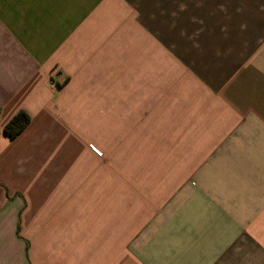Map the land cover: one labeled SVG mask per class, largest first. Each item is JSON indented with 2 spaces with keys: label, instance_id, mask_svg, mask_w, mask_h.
Wrapping results in <instances>:
<instances>
[{
  "label": "crops",
  "instance_id": "obj_1",
  "mask_svg": "<svg viewBox=\"0 0 264 264\" xmlns=\"http://www.w3.org/2000/svg\"><path fill=\"white\" fill-rule=\"evenodd\" d=\"M0 264H264V0H0Z\"/></svg>",
  "mask_w": 264,
  "mask_h": 264
},
{
  "label": "rangeland",
  "instance_id": "obj_2",
  "mask_svg": "<svg viewBox=\"0 0 264 264\" xmlns=\"http://www.w3.org/2000/svg\"><path fill=\"white\" fill-rule=\"evenodd\" d=\"M88 110H86V113ZM68 122V121H66ZM63 128L62 134L69 135L68 140L66 141L64 138L63 140V147H64V157H62V161L65 163H68V166L76 165L79 163V165L82 163L84 164V168H95L97 165L96 160L89 155V150L94 152L98 157H100L99 163L101 168H109L110 165L114 164L116 162L117 168H125V166H129V168H140V157L138 156H132L130 154L129 157L117 156L110 158L107 154V150H104L103 148L107 146V143L103 140H100V136L98 135V126H94L91 122L87 123L83 126V130H78L77 133V126L70 124L63 123L61 125ZM117 131L118 136L124 135L125 131V125L118 124L117 125ZM67 132V133H64ZM72 132H75L78 134V139H73ZM66 141V145H64ZM122 146L124 145V141L121 142ZM137 142H134L136 144ZM94 146L98 150L102 152V155H98L94 149L92 148ZM131 153V152H130ZM122 154H124V150H122ZM84 157V160H83ZM60 159V161H61ZM127 164V165H126ZM134 165V166H133Z\"/></svg>",
  "mask_w": 264,
  "mask_h": 264
},
{
  "label": "trees",
  "instance_id": "obj_3",
  "mask_svg": "<svg viewBox=\"0 0 264 264\" xmlns=\"http://www.w3.org/2000/svg\"><path fill=\"white\" fill-rule=\"evenodd\" d=\"M31 122V115L26 110H19L4 126L3 133L15 139Z\"/></svg>",
  "mask_w": 264,
  "mask_h": 264
},
{
  "label": "built area",
  "instance_id": "obj_4",
  "mask_svg": "<svg viewBox=\"0 0 264 264\" xmlns=\"http://www.w3.org/2000/svg\"><path fill=\"white\" fill-rule=\"evenodd\" d=\"M92 148L94 149V151L98 154V155H102V152L100 150H98L97 148H95L94 146H92Z\"/></svg>",
  "mask_w": 264,
  "mask_h": 264
}]
</instances>
